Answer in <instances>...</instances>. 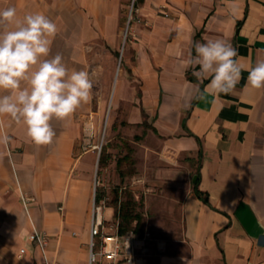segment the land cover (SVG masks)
I'll return each mask as SVG.
<instances>
[{
  "label": "crops",
  "instance_id": "1",
  "mask_svg": "<svg viewBox=\"0 0 264 264\" xmlns=\"http://www.w3.org/2000/svg\"><path fill=\"white\" fill-rule=\"evenodd\" d=\"M128 1L0 0L20 19L39 12L54 21L49 58L60 54L93 82L90 103L52 122L51 144H34L24 125L3 118L11 139L0 145V264L89 263L100 130L111 112L120 128L142 130L134 141L160 146L154 186L178 211L177 237H144L138 264H264V89L247 84L264 59V0H136L123 40ZM209 38L237 52L241 78L230 94L204 92L210 80L183 66L194 42ZM147 197V210L164 209ZM31 233L47 235V246Z\"/></svg>",
  "mask_w": 264,
  "mask_h": 264
},
{
  "label": "clouds",
  "instance_id": "2",
  "mask_svg": "<svg viewBox=\"0 0 264 264\" xmlns=\"http://www.w3.org/2000/svg\"><path fill=\"white\" fill-rule=\"evenodd\" d=\"M58 31L43 13L20 19L15 7L0 9V145L5 148L11 138L3 130L4 117L24 125L34 144L48 145L56 136L52 122L68 121L93 98L88 70L70 68L60 54L49 58ZM193 47L195 54L190 51L183 61L185 70L192 69L199 81L210 80L204 92L230 94L242 71L235 48L220 38ZM247 84L264 89V59L248 70Z\"/></svg>",
  "mask_w": 264,
  "mask_h": 264
},
{
  "label": "rangeland",
  "instance_id": "3",
  "mask_svg": "<svg viewBox=\"0 0 264 264\" xmlns=\"http://www.w3.org/2000/svg\"><path fill=\"white\" fill-rule=\"evenodd\" d=\"M130 6L131 0L128 1V6L126 8L123 40ZM134 8H136V1ZM132 22L133 21L129 24L126 38L128 37ZM119 126L120 119L118 117H115V120L114 118L112 119L111 112L107 127L105 125V127L103 126L100 130L98 146L99 148L104 147V154L108 157H106L107 160L102 167H99L98 161L96 162L94 196L97 191V193L102 196V199L95 205L101 208V217L104 227L103 232L106 234H112L115 232L117 226V220L114 217L116 204L112 201L114 195L117 192L118 200L121 202L124 200L126 194H132L134 200L137 202L136 212L141 214L144 223V232L142 235L137 234L138 238L136 240L138 258L139 261H141L143 260V256L141 254L142 248L140 247V242L144 237L150 239V241L151 239L154 240L155 238H160V235L169 239L177 237L180 227L174 223V219L177 217L178 211L171 208V200L168 199L167 201H164L166 195L160 193L162 188L154 186L155 184H160L156 174L160 168L164 167L163 164L157 162L155 158L156 152L160 151V146L153 138L134 141V136H141V134H143L142 130H133L130 128L122 129ZM110 138L112 139L110 143L107 144V141ZM125 154H128L131 160L123 162L118 167L117 160ZM123 174L126 176L120 178L119 175ZM144 194L148 195V203L151 205L153 203L157 207L158 204L162 202V208L164 209L161 210V207L155 209L153 207V209L150 208L147 210L143 204ZM158 197L161 199H158L157 201ZM161 219L162 223L158 224L156 220L161 221Z\"/></svg>",
  "mask_w": 264,
  "mask_h": 264
},
{
  "label": "built area",
  "instance_id": "4",
  "mask_svg": "<svg viewBox=\"0 0 264 264\" xmlns=\"http://www.w3.org/2000/svg\"><path fill=\"white\" fill-rule=\"evenodd\" d=\"M135 1L136 0H131L124 40L127 36L130 22L136 20V8H134ZM164 9V6L160 7L159 12L163 11ZM160 14H162L166 18L168 17V14L165 12ZM95 204L96 203L94 196L91 209L90 239L88 243V264H138L139 258L136 245V240L138 238L137 234L130 232L124 236H120L117 231V226L114 233H104L101 208L99 206H96ZM28 239L32 242L37 243L43 249L48 244V237L44 233H31L28 235ZM24 254L25 250L21 249L18 257L21 258Z\"/></svg>",
  "mask_w": 264,
  "mask_h": 264
},
{
  "label": "trees",
  "instance_id": "5",
  "mask_svg": "<svg viewBox=\"0 0 264 264\" xmlns=\"http://www.w3.org/2000/svg\"><path fill=\"white\" fill-rule=\"evenodd\" d=\"M104 148H102L99 157V167L104 166L106 156L104 154ZM129 155L123 156L117 160V166L119 167L123 162L130 161ZM121 177H123L121 175ZM102 199V196L97 193L95 194V203L98 204ZM116 204V210L114 217L117 220V231L120 236H124L130 232L142 235L144 232V223L142 216L136 212L137 202L134 200L132 194H126L124 200L119 202L117 192L112 200Z\"/></svg>",
  "mask_w": 264,
  "mask_h": 264
},
{
  "label": "water",
  "instance_id": "6",
  "mask_svg": "<svg viewBox=\"0 0 264 264\" xmlns=\"http://www.w3.org/2000/svg\"><path fill=\"white\" fill-rule=\"evenodd\" d=\"M194 182H195V178H194V180H193Z\"/></svg>",
  "mask_w": 264,
  "mask_h": 264
}]
</instances>
